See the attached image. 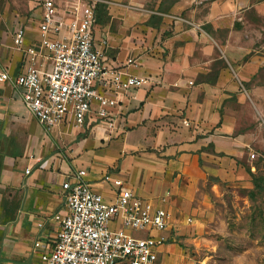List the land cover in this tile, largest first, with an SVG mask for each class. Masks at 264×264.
Listing matches in <instances>:
<instances>
[{"label": "crops", "instance_id": "crops-1", "mask_svg": "<svg viewBox=\"0 0 264 264\" xmlns=\"http://www.w3.org/2000/svg\"><path fill=\"white\" fill-rule=\"evenodd\" d=\"M67 1L57 0L69 20ZM38 2L30 23L16 10L0 14V68L12 76L27 63L24 49L39 43ZM95 16L94 45L108 70L148 81L107 92L118 100L115 132L88 120L78 126L71 116L46 129L21 89L0 81V264H46L35 241L52 243L66 213L62 183L79 169L108 201L117 195L104 180L111 174L170 212L157 264L215 188L248 178L253 133L243 115L264 65V0H100ZM18 18L23 48L13 37ZM47 55L42 67L51 64Z\"/></svg>", "mask_w": 264, "mask_h": 264}, {"label": "built area", "instance_id": "built-area-1", "mask_svg": "<svg viewBox=\"0 0 264 264\" xmlns=\"http://www.w3.org/2000/svg\"><path fill=\"white\" fill-rule=\"evenodd\" d=\"M40 1L39 43L24 49L27 63L21 73L12 76L0 68V81H12L21 89L28 110L46 129L71 116L78 126L88 120L115 132L118 100L107 92L139 87L148 78L108 70L103 50L94 45L95 8L100 0H68L69 20L61 15L57 0ZM25 36L26 25L18 18L13 31L16 46L23 48ZM102 43L105 46L107 41ZM43 50L48 52L49 67L40 63ZM86 174V169H79L62 183L66 213L52 243L35 241V247L42 249L41 259L46 264H157L169 241L164 231L170 212L111 174L104 180L116 186L117 195L108 201L92 188ZM170 194L162 195L161 202Z\"/></svg>", "mask_w": 264, "mask_h": 264}, {"label": "rangeland", "instance_id": "rangeland-1", "mask_svg": "<svg viewBox=\"0 0 264 264\" xmlns=\"http://www.w3.org/2000/svg\"><path fill=\"white\" fill-rule=\"evenodd\" d=\"M39 7L38 0H0V14L16 10L28 23L37 19ZM255 81L258 87L243 115L255 153L248 178L215 188L205 210L182 221L158 264H264V65Z\"/></svg>", "mask_w": 264, "mask_h": 264}]
</instances>
